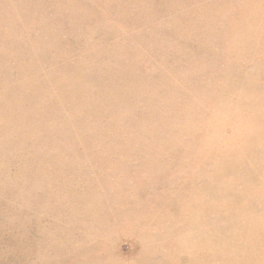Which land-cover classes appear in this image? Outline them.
Masks as SVG:
<instances>
[{
	"label": "rangeland",
	"instance_id": "1",
	"mask_svg": "<svg viewBox=\"0 0 264 264\" xmlns=\"http://www.w3.org/2000/svg\"><path fill=\"white\" fill-rule=\"evenodd\" d=\"M1 230L0 264H264V0H0Z\"/></svg>",
	"mask_w": 264,
	"mask_h": 264
},
{
	"label": "bare ground",
	"instance_id": "2",
	"mask_svg": "<svg viewBox=\"0 0 264 264\" xmlns=\"http://www.w3.org/2000/svg\"><path fill=\"white\" fill-rule=\"evenodd\" d=\"M74 195H75V194H74ZM234 198H236V197H234ZM234 198H233V199H234ZM236 200H237V199H236ZM238 212H239V211H238ZM262 231H263V234H262V235H263V238H264V230H262ZM0 233H1V234L3 233L2 230H1ZM1 234H0V235H1ZM3 235H4V234H3ZM4 236H5V235H4ZM261 251H264V246L261 248V250H259V251L257 252V254H256L257 257L260 256V252H261ZM12 256H13V255L11 254L10 258H11ZM13 258H15V257H13ZM199 260H200V259H199ZM199 260H198V262H199ZM10 261H11V260H10ZM11 262H12V261H11Z\"/></svg>",
	"mask_w": 264,
	"mask_h": 264
}]
</instances>
